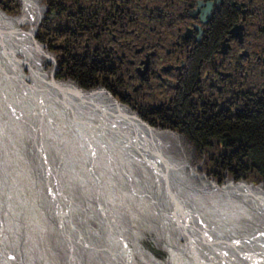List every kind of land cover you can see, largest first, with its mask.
Returning <instances> with one entry per match:
<instances>
[{"label":"rangeland","instance_id":"obj_1","mask_svg":"<svg viewBox=\"0 0 264 264\" xmlns=\"http://www.w3.org/2000/svg\"><path fill=\"white\" fill-rule=\"evenodd\" d=\"M187 1L190 3L191 0H108V2H105V0H38L39 6L43 9V14L40 16L38 15L37 18L35 16V20H33L31 25H22L20 29L26 32L30 27H33L34 41L38 43L42 52L46 54L44 57H42V55L41 57L37 55V58H33H35L37 62L42 60L41 68L43 73L46 74L49 82L52 81V83L57 85L70 84L79 89L80 92L89 94H97L101 91L106 95V99H109L108 103L111 102L117 109H120L123 108V106L126 107V104L121 100L124 89L128 86L127 84H134L133 81H128V78L133 75V72H127L129 68L127 63L128 60L131 59V61H133L135 57L132 47L134 48L137 45L145 49L151 47L154 48V50L157 49L156 54L158 56V62H164L166 49H174L171 47L172 43L178 41L183 48L190 45V43H182L181 38L177 36L178 29H180V27L184 28L186 25L181 15L185 8L183 4ZM225 1L227 2V0ZM248 1L249 0H244V3L247 4ZM253 3H256V6H258L259 14L263 15L264 0H253ZM159 11H162V13ZM22 12L23 0H0V21H11L13 25L22 15ZM157 16L161 17L159 18ZM241 19L242 16L239 21H241ZM263 21L264 20L259 19L254 23L258 25ZM256 28L255 26L251 29L254 31ZM236 29L237 26L232 32L240 35ZM171 31H175V34H171ZM121 32L122 34H119ZM139 36L141 37L137 38ZM112 37H115L116 41L113 42ZM252 39L256 41L258 52L264 50V33H257L256 39L254 37ZM127 41H129V46L131 48L129 51L125 49L128 45V43L125 44ZM123 43L124 48L121 47ZM231 44L234 45L233 42H231ZM111 48L116 51L113 55L111 54L113 60L110 62V64L113 63L115 65L114 71L110 76L104 77L107 80L106 84L112 86L114 90L113 93H110L108 90L109 94L104 92V86L101 85L104 80L102 74L95 76V81L92 83L93 85L88 89L82 88L76 81L68 76V70L65 68V62H63L65 56L71 59L68 60L69 63L75 60L77 63L83 62L90 65L94 63L93 61L97 62V60H103L106 55L110 56V54H107L106 50H110ZM25 49L27 51H32V48L21 47V45L15 47V53L17 54V57H15L17 59H22L21 56L24 54L23 51H25ZM93 50H95L94 53ZM178 51L181 50L178 49ZM88 52L90 55L87 54ZM121 52L124 53L125 59L122 58ZM182 55L185 61L184 56L187 55L185 49L182 50ZM0 56V66H5L3 63L5 62V57L2 55ZM176 56H179L177 52L171 57L173 61ZM73 57L74 59H72ZM127 57H129L128 60ZM50 58L52 60H49ZM29 64L32 65L31 63ZM69 65L71 66V64ZM21 69L26 75V79L23 81L30 87L31 80L28 78L30 77L29 70L24 65L21 66ZM60 70L62 71L60 72ZM256 70V79L258 78V82L263 81L264 78L261 76L260 69L257 67ZM182 74L183 77H185L184 72ZM248 79V84L250 85V78ZM19 83L22 84L21 82ZM37 84L41 88V82L38 81ZM257 89L259 90L260 88L258 87ZM12 90L11 88H6L5 84L3 85V83L0 82V213L2 212L0 216L3 215V219L7 223L4 225V228L7 227L4 233H6L7 237L10 239L9 245L15 250L14 253L10 251L12 255L22 260H28L31 264H90V259L95 260L93 264H185V261L186 264H211L213 259H216L219 264H238L237 262L245 256L258 260V262H260L258 264H264V254L250 253L247 256L246 253L245 255L244 252H242V255L238 257L239 260L234 263V260L238 258L228 261L226 257L222 255H218L219 258H217V255L210 256L208 254V247H205L203 244L197 246V243H188L186 239L183 240L180 236H177L176 244H179L181 248V253L178 254L181 259L176 261L175 254H171L172 248L170 247V244L172 242L174 243L176 240L175 236L171 234L169 228L162 229L161 220L154 216V214H159L160 216V201H158L157 198L155 199L156 193L155 189H153L154 187L151 188L148 184L154 180V182L161 186L159 192L164 196L163 200L170 202V196H173L172 191H175V185L174 183H171V185L169 183V191L166 190V185H163L161 178L162 175L159 173L160 168L163 170V167L159 168L157 164L151 166L148 162H144L136 155L133 160L128 159V161L125 157L126 154L130 156L127 151L122 155L116 154L117 158L114 157V160H112L108 157L109 153L102 157L98 150L99 148H94L97 153L96 157L98 163L94 161L95 158L91 161H94L97 167L103 168L104 173L102 174H104L105 177L102 176L103 178L100 177V179L102 178L101 181L109 185V187L106 186L103 190L101 185L94 187L92 183L91 186L90 174L93 176V174L96 173L92 165L93 163L86 162V160L89 159L83 157L85 162L82 160L81 167L75 166L77 167L78 173L70 171L71 168L73 171V164L76 163L74 161L75 157L72 155L71 151L73 150V147L71 149L73 144L65 145L60 138L64 134L63 132L66 131L63 127L67 124L65 122L66 119L64 116H61L63 115L62 113L60 115L57 109L55 114V111L48 107H39L38 111L40 109L45 111L43 123L49 112L52 119L54 115L55 117L57 115L56 121L59 122L63 128V132L60 133V135H62L58 137L60 141L57 142H60L63 146V152L60 153L63 158L61 157L60 160L56 154L55 161L53 162V160H50L49 155L52 156L53 149L51 148L50 150L49 148L52 147V143H56L52 141V138L48 139V137H46L45 139V135L42 132V136L44 137H42L43 144L45 143L47 146L49 142L51 144L45 151L49 162L47 161L46 164H42L40 158L36 156L37 154L34 155L31 152L33 149L36 150L34 146L36 141L34 134L38 122L32 123L33 118L31 117L30 105L28 102L24 103V101L21 100V97L25 96L28 99L31 98L32 94L27 90L26 94H19V96L16 97ZM19 90L22 92L24 88H20ZM128 90L132 93L131 87H128ZM43 91L45 90L43 89ZM43 91L41 92L42 98L47 96ZM16 92L18 93L19 91L16 90ZM179 96L180 94L177 95V104L180 99ZM89 100V104L91 103L90 106L97 108L101 106L104 108V105L94 97ZM6 104L8 106H6ZM71 110L73 109H70L69 112ZM129 114L137 119L141 128L143 127L147 132L152 133L151 136L145 135L144 138H146L151 146L156 147L158 145L159 148L162 149V153H158L160 159L152 158L151 160L167 162V168L164 166V170L170 169L172 173L170 177H177L176 179L181 177L180 179H185L186 188L189 186H191L193 190H195L196 187L199 188L205 197L208 195L204 198L205 201L208 200L209 202L212 200L215 202L209 203L210 208L212 207L213 209L215 206L216 208L219 207V209H223L222 207H224L229 210V212L232 211V209H237L240 215L243 214L247 218L249 217L252 222L255 220L253 218L257 216L254 217L251 215V212L245 211V207L247 209L250 208L244 205L246 202L248 204V201L244 203L245 200H242L243 196L238 193L240 190L236 191L234 188L237 186H244L252 190H260L262 192L261 196H256L257 194L251 191V193H249V200L252 202V197H254L253 199H255L254 203L256 206H258V208L263 207V204L258 202L264 201V184L257 175L251 171L246 175L244 180H235L227 170L224 171L220 168L221 161L218 160V158L223 155L220 151L222 147H216L217 144L215 142L212 143L211 149H206L204 153L199 154L198 151L188 144L186 137L182 133L180 134L176 128H173L174 130L157 129L155 133L143 124L142 122L145 121L135 113L129 112ZM27 118L29 119L27 120ZM11 119L12 121H10ZM88 125L90 128L92 127L91 122ZM150 127L153 128L152 126ZM42 130H47L46 124H43ZM91 132H94V129L91 130ZM131 133L132 132H127L126 134L128 140L136 143L140 149H146L147 146L141 142L138 132H133L132 135ZM45 134L47 135L46 131ZM110 145L113 150L119 147V144L116 143H111ZM144 152L147 154L145 150ZM55 153L58 152L55 151ZM63 165L67 166L64 168ZM144 165L146 167H144ZM51 166L52 168L50 170L55 171L57 166L58 171L55 172V177L52 174L48 175L49 177L53 176L55 178V181L49 184L46 180L50 178L47 179L44 173L45 171L47 172L48 167L50 168ZM78 167L82 169L80 174L79 170L81 169ZM129 169H132V172H130ZM68 170L70 173L65 172ZM126 170L129 171L128 175L137 181L133 187L129 186L128 181L125 180V178H128L127 175H125ZM62 171L64 172L63 174H65L64 176L61 175ZM120 171L122 173H119ZM98 173L101 172L98 171ZM174 180L172 179V182H176ZM164 182L167 184L166 180ZM141 183L142 185L139 186ZM145 183H147V186ZM200 184H202L204 188H202ZM228 184L231 185V187H227V191H234L230 193L233 195L228 194L227 191L223 189L226 188L224 186ZM127 187L131 190L130 192L127 191ZM158 190L159 189H156V191ZM83 192L87 194L85 195ZM106 196L108 197L106 198ZM98 201L100 202L99 207L97 206ZM209 206L206 208H209ZM249 206H251V204ZM76 207L78 209H76ZM81 210L85 212V216ZM261 212L262 210L258 211V213ZM261 218L263 217H257L260 221ZM102 221L108 222V224L103 226ZM262 221L264 223V218ZM263 223L261 224L262 226H264ZM248 227L254 232L259 231L253 228L254 226L251 228V222ZM110 228L113 230H120L122 233L119 237H117L116 234L115 236L112 235L115 238V240H113L109 237V233L111 232L109 230ZM130 232L132 236L134 235L133 237ZM167 233L170 234L168 240L165 239ZM100 237L104 240H100ZM133 238H135L138 242V246L140 245L142 248L141 250H143L139 254L134 251V245L137 244L133 242ZM12 240L17 244L12 242ZM192 254H194V256ZM183 257L185 259H183ZM22 260L18 261V264H24L21 262Z\"/></svg>","mask_w":264,"mask_h":264},{"label":"bare ground","instance_id":"obj_2","mask_svg":"<svg viewBox=\"0 0 264 264\" xmlns=\"http://www.w3.org/2000/svg\"><path fill=\"white\" fill-rule=\"evenodd\" d=\"M41 14H43V9L39 6L38 0H23L22 15L17 19V21L14 22L13 25H12L11 21H6V20H3V22L0 21V55L5 57V62H3L5 66H0V82L3 83V85L5 84L6 88H11V90L13 89L12 91H14V94L16 97L19 96V94H21V95L24 93L26 94L27 90L29 92H31V94H32L31 98L28 99L24 95L25 97H21V100H23L24 103L28 102V104L30 105L31 117L33 118L32 123L34 124V123L38 122V125L36 126V130H35V134H34V138L36 140L34 146H35L36 150L33 149V151H31V152L34 155L37 154L36 156H38V158H40V160H41L40 162L42 164L47 163L48 158L46 157L47 153L45 151L48 148V146L49 147L51 146L50 142L48 143V146L45 143L43 144L42 132L45 135V139H46V137H48V139L52 138V141H55V143H56V144L52 143V147L49 148L50 150H51V148L53 149L52 150L53 151L52 156L49 155L50 160H53V162H54L57 155H58L59 159L62 157V155L60 153L63 152V146H62V144H60V142L59 143H57V142L60 141L58 139V137H60L62 135V134L60 135V133L63 132V130H62L63 128H62V125L56 121L57 115L55 117V115L53 114L55 118L53 117V119H52L50 116V112H49L48 115H46V120L43 123V120L45 119V111H43L41 109L38 111L39 107H41V108H43V107L47 108L48 107L49 109L51 108V110L55 111V114H56V109H57L58 112L60 113V115L62 113L63 115H61V116H64L66 119L65 122L67 124L63 126L66 131L63 132L64 134L60 138H61V141H63L65 145L73 144L71 146V149L73 147V150H71V151H72V155L75 157L74 161L76 162L74 164L72 163L73 166L74 167L75 166L81 167L83 157L89 159V160H86V162L88 161V162L93 163V164L92 163L91 164L94 166V170L97 174L95 173V174H93V176H91V174H90L91 186H92V183H93L94 187L101 185L103 190L106 188V186L109 187V185H107L106 183L104 184L101 181V179L103 178L102 176H104V174H102V173H104V170H103V168L97 167L95 165L98 162H97V157H96L97 153L95 152L94 148H99L98 150L100 151V153H101L100 155H102V157H103V155H106L109 153L108 157L112 160H114L113 159L114 157L117 158L116 154L122 155V154H125L127 151L129 153V155L132 157L131 158L130 156H128L126 154L125 157L127 158V160L128 159L133 160V158L136 155L138 158L142 159L144 162H148V164H150L151 166H153V164H157L159 166V168L163 167V170H162V168H160L159 173H160V175H162L161 178L163 181V185L164 186L166 185L165 186L166 190L169 191L171 183H174V185H175L174 186L175 191L174 192L172 191L173 196H170V202H166V200L165 201L163 200L164 196H162L161 193L159 192L161 189V186L158 185L156 182H154V180L151 182L149 181L150 183H148V184H149V187H151V188L154 187L153 189H155V193H156L155 199L157 198V200L160 201V203H159L160 216H159V214H154V216L157 219L161 220L162 229L169 228V231L171 232V234L175 236L176 240L174 243L172 242L170 244L171 245L170 247L172 248L171 254L172 255L175 254L174 256L176 258V261H179L181 259V257L179 258V256H178V254L181 253V248H180L179 244H176L177 243L176 242L177 236H180L183 240L186 239L188 243H195V244L197 243V246L199 244H203L205 247H208V249H209L208 254L210 256H216L217 255V258H219L218 255L219 256L222 255V256H225L228 261L234 260L235 258L240 257L242 255L241 254L242 252H244V254L246 253L247 256L250 253H256V254L260 253L261 255L264 254V226L261 225L263 223L262 220L264 218V214H263L264 213V208H263L264 207V201L258 202V203L261 202L263 204V207H261V208L259 207L260 208L259 209L258 206H256V204L254 203V200H255V199H253L254 197H252V202H250V200H249V196H250L249 193H251V191L253 193L255 192L257 194L256 196H258V195L261 196L262 192L260 190H252L249 188H245L244 186H237V187H235L236 189L234 188V190H236V191L240 190V191H238V193L243 196L242 200L243 201L245 200L244 203L246 201H248V204L246 202L244 205L247 206L248 208L249 207L250 208L247 209L245 207V211L251 212V215L254 217H256V216L257 217H263V218H261V221L258 220L257 217L256 218L252 217L253 219H255L252 222L249 217L247 218L243 214L240 215L239 214L240 212L237 209H232V211L229 212V210H227L224 207H222L223 209H219V207L216 208L214 206L215 204L213 205L214 206L213 209H212V207L210 208L209 203H215V202L210 200V199H209L210 200L209 202H208V200L205 201L204 198H206L208 195H206V197H205L203 195V193H201L202 191L197 187L195 188V190H193L191 188V186H189L190 188L189 187L186 188L185 187L186 186L185 179H180L181 177L178 179H176L177 177L176 178L170 177V175L172 174L170 169L164 170V166L167 168V164H168L167 162H163V161L161 162V160H157V161L151 160L152 158L158 159L159 158L158 153H160L162 149L159 148L157 143H156V145H157L156 147L151 146L149 144V142L144 137H145V135L151 136L152 133L147 132L145 130V128H143V127L141 128V125L139 124L137 119L130 116L129 112H127L123 108L117 109L115 105L111 104V102L108 103L109 99H106V95L101 91H99L97 94L96 93L89 94V93L80 92L79 89H77L75 86H72L70 84H68V85H57L55 83H52V81L49 82L46 74L43 73V70L41 68V61L42 60L39 61V59H38L39 62H37V60L35 59V58H37V55L39 57H41V55H42V57H44V55H46V54L44 52H42V49L39 47L38 43H36L34 41V32L32 30L33 27H30V29L28 31H26L27 33L23 32L20 29V27L22 25H25V24L31 25L33 20H35V16L37 18L38 15L40 16ZM19 45H21V47L32 48V51H27L25 49V51H23L24 54H22V56H21L22 59H17L16 58L17 54L15 53V47H19ZM9 50H12L14 53L12 51H9ZM3 51H4V53H3ZM33 57H35V58H33ZM0 58H1V56H0ZM49 60H52V59L50 58ZM29 63H31L33 66L30 65ZM22 65H24L29 70L30 77H28V78L31 80L30 87H28L27 84L23 81L26 79L25 78L26 75L24 74V71L21 69ZM38 81L41 82V84H42L41 88L37 84ZM19 82H21L22 84H20ZM22 85L25 87H23ZM69 85H70V87H69ZM20 88H24V90L22 91L23 93L19 90ZM43 89L45 91H43ZM7 90H9V89H7ZM16 90L19 92L17 93ZM42 91L45 92L47 95V96L43 97L44 99L42 98V95H41ZM3 97L5 98V96H3ZM93 97L95 99L99 100L100 103H102L104 105V108H102L101 106L99 108L90 106L91 103L89 104V101H90L89 99H92ZM5 99H7V98H5ZM9 103H11V102H9ZM18 104H19V102H18ZM6 106H8V105L6 104ZM2 108H4V107H2ZM16 109H18V108H16ZM66 109H68V110H66ZM70 109H73V110H71L69 112ZM120 111H122V112H120ZM22 112H24V111H22ZM12 113H14V112H12ZM31 117H30V119H31ZM40 117H41V119H40ZM28 119L29 118H27V120ZM39 119H40V121H39ZM10 121H12V119ZM65 122H63V123H65ZM90 122L92 123L91 128L88 125ZM24 123H25V121H24ZM43 124H46L47 130H44V131L42 130ZM103 128H105V129H103ZM90 129L91 130L94 129V132H91ZM33 131H34V129H33ZM45 131H46L47 135L45 134ZM127 132L128 133L138 132V134L140 135V138H141V142L143 144H145L147 146V148L146 149H144V148L140 149V147L136 143L129 141L128 138L126 137ZM132 133H131V135H132ZM135 139H137V138H135ZM111 143L119 144L120 148L117 147L118 149L115 148V150H113L111 145H110ZM144 150L147 152V154L144 152ZM55 151H57L58 153H55ZM121 152H123V153H121ZM154 156H155V158H154ZM93 159L96 162L95 164H94V161H91ZM103 160H104V158H103ZM115 162H117V161H115ZM145 165H144V167H146ZM65 166H67V165H65ZM65 166H64V168H65ZM109 166H111V165H109ZM116 166H117V163H116ZM74 167H73V171H72V168H71V170L68 167L67 168L71 172H74V173L77 172L78 173L77 167H75V168ZM80 167H78V168H80ZM171 167L173 168V166H171ZM51 168H52V166L50 168L48 167L47 172L45 171V173H44V174H46L47 179L50 178V179L46 180L49 184H52L53 181H55V178H54L55 172L58 171L57 166L55 168V171L50 170ZM75 169H76V171H75ZM85 169H87V168H85ZM114 169H115V167H114ZM117 169H118V167H117ZM173 169L176 170L175 168H173ZM69 170L65 171V172H69ZM111 170H112V168H111ZM131 170L132 169H129L130 172H132ZM49 171H50V173H49ZM81 171H82V169L79 170V174L81 173ZM98 171H100L101 173H98ZM129 171H127V170L125 171V175H127V177H128V178H125V180L128 181L129 186L133 187L137 181L134 178H132L130 175H128ZM115 172H116V170H115ZM63 173L64 172L62 171L61 172L62 176L65 175ZM119 173H122V172L120 171ZM50 174H52L54 177L53 176L49 177L48 175H50ZM61 175H60V177H61ZM110 176H112V175H110ZM174 176H175V174H174ZM100 177H102V178L100 179ZM171 178L173 180L176 179L174 181H176L178 184L176 182H172ZM92 179H93V181H92ZM109 179H111V178H109ZM119 180H118V182H119ZM165 180L167 181V184L164 182ZM169 183H170V185H169ZM145 184L147 186V183H145ZM110 185H112V184H110ZM140 185H142V183L139 184V186ZM200 185L202 186V184H200ZM224 187H226V188H223V189L225 191H227V189L230 188L231 185L228 184L227 186H224ZM202 188H204V187L202 186ZM156 189H159V190L156 191ZM97 190H95V191H97ZM127 191L130 192L131 190L127 187ZM233 192L234 191H231V190L227 191L228 194L233 193ZM105 194H107V193H105ZM247 194H249V195H247ZM230 195H233V194H230ZM78 196H81V195H78ZM101 197H103V196H101ZM107 197L108 196H106V198ZM88 198H85V199H88ZM101 199H103V198H101ZM80 203H82V202H80ZM250 204H251V206H249ZM97 206L98 207L100 206L99 201H98ZM207 206H209V208H206ZM78 207H80V206H78ZM253 208H254V210H253ZM76 209H78V208L76 207ZM224 209L227 211H225ZM260 210H262V212L258 213V211H260ZM91 212H92V210H91ZM84 213L85 212H83V215H84ZM0 214H2V212ZM76 214H78V213H76ZM98 214L100 215L99 211H98ZM236 215H237V217H236ZM233 216H234V218H233ZM245 217H246V219H245ZM3 218H4L3 215H1L0 216V264H18V261H20L22 259L17 258V256H14L10 253V251L14 253L15 250L12 249L11 246L9 245L10 239L7 237V234L4 233V230L7 229V227L4 228V225H6L7 223L4 221ZM249 221L251 222V228H252V226H254L253 228L258 229L259 231H257V232L252 231L250 229V227H248L250 224ZM97 222H99V221H97ZM102 224H103V226H105L106 224H108V222L107 223L103 222ZM109 230L111 231L109 233V237L113 240H115V238L113 237V236H115V234L117 237H119V235L122 233V231H120V230H113L111 228ZM101 232H103V231H101ZM130 234H131V232H130ZM169 235L170 234L167 233L165 239L168 240ZM131 236H132V234H131ZM180 237H179V239H180ZM102 239L103 238L100 237V240H102ZM12 242H14V240H12ZM133 242H135L137 244V245H134V249H135L134 251L137 252L138 254L141 253V251H143V250H141L142 248L140 247V245L138 246V242L135 240V238H133ZM14 243L17 244L16 242H14ZM130 253H132V252H130ZM192 255L194 256V254H192ZM201 255H202V253H201ZM248 257L245 256L240 260L238 258V259L234 260V263L237 262L238 260H239L237 262L238 264H256V263L258 264V263H260V262H258V260L252 259V257H250L251 258L250 259ZM183 259H185V258L183 257ZM197 260H199V259H197ZM94 261H95L94 259H90L89 262H90V264H93ZM21 262H23L24 264H31L28 260H22ZM191 262H193V261H191ZM243 262H245V263H243ZM185 264H186V261H185ZM207 264H209V263H207ZM211 264H219V263L216 259H213L211 261Z\"/></svg>","mask_w":264,"mask_h":264},{"label":"flooded vegetation","instance_id":"obj_3","mask_svg":"<svg viewBox=\"0 0 264 264\" xmlns=\"http://www.w3.org/2000/svg\"><path fill=\"white\" fill-rule=\"evenodd\" d=\"M188 2L183 4L185 8L181 15L186 25L178 29L177 36L181 38L182 43H190L189 46L183 48L178 41L172 43L171 47L174 49H166L164 62H158L157 49L154 50L152 47L145 49L136 45L132 47L135 55L133 61L128 60L129 57H127L129 66L127 72H133L128 81H133L134 84H127L128 86L124 89L121 100L126 107L123 106V108L144 120L145 122H141L155 133L157 129L174 130L173 128L182 133L183 130L177 127L174 121L177 109L176 99L180 93L187 94L186 116L191 115L202 120L217 114L239 119L244 114L255 110L258 102L264 103V91L259 92L257 89L259 86L264 87V79L259 81L261 83L258 82V78L256 79L257 67L264 78V50L258 52L256 41L252 39L253 37L256 39L259 30H262L261 33L264 32V21L258 24L260 28L255 24L259 19L264 20V14H259L256 3L254 4L253 0H249L247 4L244 0H227V2L225 0H191L190 3ZM224 4L225 7L233 9L234 20L210 53L203 56L204 54L201 55L199 51L205 47L203 43L210 36L214 17L220 14ZM159 12L162 13V11ZM241 16L242 19L239 21ZM236 26V31L240 35L232 32ZM255 26L257 28L253 31L251 28ZM171 34L174 35L175 31H171ZM112 41H116L115 37H112ZM127 43L125 49L129 51L131 49L129 41L125 42ZM121 47L124 48V43ZM183 49L187 52L184 56L185 61L182 55ZM106 51L110 56L106 55L103 60H97L96 63L105 64V71L99 74L103 75L104 80L101 83L104 86L103 90L109 94L114 90L111 85L106 84L107 80L104 76H110L114 71L115 65L110 62L113 60L111 54L113 55L116 51L112 48ZM175 52L179 56H176L173 61L171 57ZM121 54L125 59L124 53L121 52ZM193 74V82H190L192 88L188 86L184 89V84H187L189 76ZM248 78H250V85ZM128 87H131L132 93ZM186 141L193 147L188 140Z\"/></svg>","mask_w":264,"mask_h":264},{"label":"trees","instance_id":"obj_4","mask_svg":"<svg viewBox=\"0 0 264 264\" xmlns=\"http://www.w3.org/2000/svg\"><path fill=\"white\" fill-rule=\"evenodd\" d=\"M233 20V9L225 7L224 4L220 14L214 17L210 27V36L203 43L205 47L199 51L201 55L206 56L210 53ZM261 31L259 30L258 33ZM260 36L262 37L261 34ZM68 60L71 59L67 56L63 58L68 76L84 89L90 88L95 81V76L105 71L104 65L101 63L94 62L87 65L83 62L77 63L75 60L69 63ZM193 77L194 74L190 75L189 79L187 78L188 81L186 79L187 84L183 83L184 89L188 86L190 89L192 88L190 82H193ZM259 88V92L264 91V87L259 86ZM185 97H187L186 92L180 93L174 121L183 130L182 134L195 150L199 154L204 153L206 149H211V143L218 142L216 147H222L220 151L223 153L218 158L221 161L220 168L222 170H227L235 180H244L246 175L252 171L264 184V103L258 102L255 110L244 114L239 119L217 114L202 120L191 115L186 116L187 101Z\"/></svg>","mask_w":264,"mask_h":264}]
</instances>
